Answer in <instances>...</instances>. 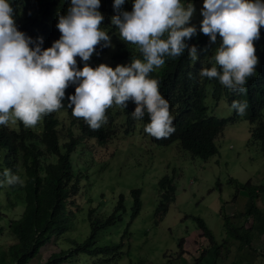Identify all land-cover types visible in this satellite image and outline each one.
I'll return each instance as SVG.
<instances>
[{
	"label": "trees",
	"instance_id": "1",
	"mask_svg": "<svg viewBox=\"0 0 264 264\" xmlns=\"http://www.w3.org/2000/svg\"><path fill=\"white\" fill-rule=\"evenodd\" d=\"M193 1L196 0H181V3ZM9 3L15 10L14 17L19 13V16L14 18L17 29L31 37L33 41L42 37L43 49L50 48L60 38L61 33L56 27L58 18L66 15L71 6V0H27L28 10L27 13H23L17 8L15 0H9ZM132 3L133 0H125L122 7L115 10L114 0H101L99 11L104 16L101 28L111 37L112 48L97 46L96 53L88 62L90 67L95 68L96 64H105V61L114 65H128L135 59L143 61L139 46L122 41L119 29L111 24L112 17L119 12H131ZM197 33L187 41L190 46H197L199 57L197 61L192 62L185 50L184 54L176 58L165 56L164 65L149 74L150 79L159 81V91L168 100L170 113L175 117L174 134L160 140L149 135L151 142L164 146L177 141L180 148L188 151L191 156L205 160L217 153L216 139L226 123L241 118L249 124V139L257 141L264 153V28L261 29L260 39L255 42L256 54L262 67L256 75L248 78L245 94L225 88L216 79H208L211 86L210 99L212 98L215 104L223 95L231 108L229 118L207 115L208 106L203 103L207 78L199 76L197 71L200 61H203L210 52L216 53L221 43L220 38H217L215 44H210L208 36L199 29ZM162 38L166 39L167 34ZM77 63L82 69L84 62L79 57ZM213 66H216L215 62L211 67ZM75 87L76 85H71L67 88L64 106L56 111L59 116L53 112L44 116L38 123V134H35L37 132H34L33 128L25 127L21 121L16 122L15 128L0 126V181H3V172L6 169L25 181L22 187L0 185V236L5 230L3 236L10 237L3 254L0 248V264H4L5 261H8V264H28L33 260L36 262L38 260L40 264H72L80 255L96 258L92 259L91 264H108L122 253L121 241L104 245H97L95 242L99 229L121 219V213L124 212L122 194L117 196L111 212L103 218L93 217V208L88 209L86 221L85 216L81 218V214L76 213L80 206L75 196L79 193L78 182L82 170L74 166L73 155L80 153L82 143L90 139L99 143L109 140L112 121L111 114L108 113L106 125L94 131L83 119L77 118L78 122L69 120V117L74 116L72 108L68 107L67 96L75 94ZM233 101L247 102L245 115L240 116L232 109ZM115 107V113L121 116L119 133L128 135L137 132L136 125L144 132L145 126L150 123L147 112L141 119L133 118L131 113L135 109V104L131 102L127 109ZM67 118L69 121L66 123ZM232 182L238 188L244 189L249 186L248 182L245 184L237 183L236 180ZM157 185L163 190L161 210L164 212L166 203L172 199L171 178L164 174L159 178ZM246 191L253 198L257 191L262 192V188L253 187ZM139 193V188L129 191L132 199L129 221L139 211ZM12 209L15 211L12 212ZM7 210L10 211L7 213ZM249 215L254 217V224L244 228L242 222L232 228L237 250L249 245L253 237L264 233V215L253 203L244 213V217ZM193 219L197 222L201 236H208L211 239V232L203 220L198 216H194ZM76 227L84 233L80 239L71 236ZM125 235L126 229L122 236Z\"/></svg>",
	"mask_w": 264,
	"mask_h": 264
},
{
	"label": "clouds",
	"instance_id": "2",
	"mask_svg": "<svg viewBox=\"0 0 264 264\" xmlns=\"http://www.w3.org/2000/svg\"><path fill=\"white\" fill-rule=\"evenodd\" d=\"M26 2L15 0L23 13L28 10ZM124 3L114 0L113 7L119 10ZM184 4L188 3L133 0L132 11L119 12L111 24L119 29L122 41L139 46L143 61L98 63L92 68L88 62L97 46L112 47L111 37L101 28V0H71L67 14L56 25L61 36L47 49L42 48V37L33 41L17 29L14 8L9 0H0V126L21 121L25 127H35L44 116L64 106L67 88L76 85L75 94L67 96L74 116L69 118L83 119L92 130H99L106 125L113 105L127 109L131 102L135 104L133 118L141 119L145 112L150 118L144 131L157 140L167 139L175 132V117L159 91V81L149 74L164 65L165 56L176 58L185 50L192 62L197 61V46L187 43L198 34L197 29L209 37L210 44L218 37L221 41L216 53L206 57L212 56L216 66L202 68L198 75L245 94L247 80L259 66L255 42L264 28V0H204L199 27L189 26L194 4ZM165 34L166 39L162 38ZM77 57L84 62L82 69ZM231 107L243 116L248 104L233 101ZM3 177L0 185L24 186L25 181L8 169Z\"/></svg>",
	"mask_w": 264,
	"mask_h": 264
},
{
	"label": "rangeland",
	"instance_id": "3",
	"mask_svg": "<svg viewBox=\"0 0 264 264\" xmlns=\"http://www.w3.org/2000/svg\"><path fill=\"white\" fill-rule=\"evenodd\" d=\"M191 3L196 11L189 26L199 27L204 0ZM213 62L212 56L206 58L198 74L202 68H210ZM105 64L109 66L107 61ZM261 67L259 62L256 74ZM205 87L203 103L208 106L207 115L229 118L231 108L225 97L221 95L214 104L210 99L208 78ZM115 110V106L109 110L111 138L105 143L90 139L82 143L80 153L73 155L74 166L82 170L79 193L75 196L80 206L76 213L81 214V218L85 216L86 221L89 208L94 209L93 217H105L111 212L117 196H123L121 219L96 233L97 245L122 243V253L108 264H238L237 254H245L244 259L248 261L255 256L256 264H264V237L257 236L252 243L237 250L232 229L242 222L244 228L255 222L252 215L244 217L252 203L264 215V153L257 141L249 139L248 122L241 118L227 122L216 139L217 153L203 160L181 149L177 141L155 145L149 134L137 125V132L119 133L121 116ZM56 114L59 116L58 112ZM15 124L10 122L8 127L15 128ZM38 127V124L32 127L35 134L39 133ZM164 174L171 178L173 191L163 212V190L157 182ZM233 180L240 184L248 182L249 186L238 188ZM253 187L262 188V192L257 191L252 198L246 189ZM133 188L140 189V208L129 221L132 203L129 191ZM194 216L203 220L211 232V239L201 236ZM125 229L126 235L122 236ZM4 234L5 230L0 236L2 254L10 242V237ZM83 235L77 227L71 232L75 239ZM92 259L96 258L80 255L72 264H91ZM31 263L40 264L38 260Z\"/></svg>",
	"mask_w": 264,
	"mask_h": 264
},
{
	"label": "crops",
	"instance_id": "4",
	"mask_svg": "<svg viewBox=\"0 0 264 264\" xmlns=\"http://www.w3.org/2000/svg\"><path fill=\"white\" fill-rule=\"evenodd\" d=\"M260 237H264V233L261 234ZM256 238H257V236L253 237V239L250 241V243H252L253 240ZM258 249L261 251L262 248L258 247ZM260 251L257 250V253H261ZM262 253L264 255V251ZM262 253H261V255H262ZM245 257H247L245 254H237L236 261L238 262V264H256L255 260H257V258H255V256L249 261L244 259Z\"/></svg>",
	"mask_w": 264,
	"mask_h": 264
}]
</instances>
